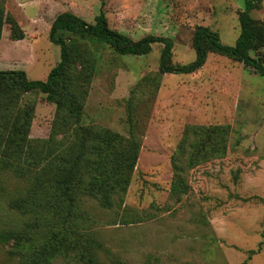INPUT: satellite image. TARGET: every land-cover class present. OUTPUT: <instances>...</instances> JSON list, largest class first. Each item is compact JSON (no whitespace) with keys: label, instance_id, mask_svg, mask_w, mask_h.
I'll list each match as a JSON object with an SVG mask.
<instances>
[{"label":"rangeland","instance_id":"374dc122","mask_svg":"<svg viewBox=\"0 0 264 264\" xmlns=\"http://www.w3.org/2000/svg\"><path fill=\"white\" fill-rule=\"evenodd\" d=\"M244 0H6L7 14L25 33L12 38L6 23L0 44V69H23L45 80L60 60V46L49 39L55 17L71 11L88 22L104 11L109 26L139 40L147 35L173 42V62L196 57L197 26L219 32L234 45L240 33ZM264 21V1L252 12ZM163 43L143 56H120L98 44L102 58L84 107L83 123L129 136L135 117L142 146L122 207L104 209L86 201L91 230L109 250L101 264H264V77L227 56L210 52L190 74L161 73ZM264 59V47L251 53ZM32 138L47 139L55 104L33 91ZM229 124L225 157L187 172L189 191L170 196L172 155L188 125ZM9 190L25 185L9 178ZM123 216V217H122ZM125 220L124 221H121ZM24 216L0 200V233L22 228ZM15 244L0 238V264H18ZM255 252V253H254ZM52 264H81L74 254Z\"/></svg>","mask_w":264,"mask_h":264},{"label":"trees","instance_id":"16d2710c","mask_svg":"<svg viewBox=\"0 0 264 264\" xmlns=\"http://www.w3.org/2000/svg\"><path fill=\"white\" fill-rule=\"evenodd\" d=\"M263 1L244 0L234 45L222 42L219 32L210 27L197 26L196 57L188 63L173 62L169 38L150 34L133 40L111 28L103 10L94 22L64 11L55 17L49 32L50 41L60 46V60L45 80L30 79L23 69H0V200L28 217L24 227L5 230L0 238L15 244L18 264H52L70 254L81 264H101L100 253L109 250L91 230L93 218L85 204L94 200L104 209L122 207L142 139L132 113L129 136L83 123L89 88L102 58L98 44L120 56H143L153 44L163 43L161 73H193L212 52L242 62L264 77V59L251 54L264 47V21L252 15ZM5 2L0 0V44L6 23L11 25L13 39L25 37L17 20L7 14ZM33 91L43 93L56 106L47 139L30 136L35 105L24 101V95ZM230 132L229 124L186 126L171 159L172 198L180 201L188 193L190 169L226 156ZM9 178L22 182L24 189L9 190L4 184Z\"/></svg>","mask_w":264,"mask_h":264}]
</instances>
